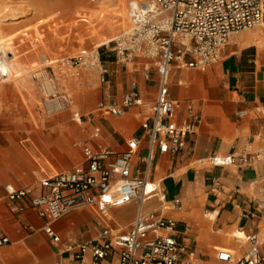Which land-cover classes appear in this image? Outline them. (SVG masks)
I'll use <instances>...</instances> for the list:
<instances>
[{
    "label": "built area",
    "instance_id": "2783aa9c",
    "mask_svg": "<svg viewBox=\"0 0 264 264\" xmlns=\"http://www.w3.org/2000/svg\"><path fill=\"white\" fill-rule=\"evenodd\" d=\"M129 19V29L110 42L112 63L124 66L142 54L146 59L143 81L151 80L150 64L157 75L154 99L146 104L147 114L139 123L140 134L129 138L119 152L83 146L82 161L42 177L36 193L34 188L16 189L11 184L3 187L4 192L8 200L18 202L20 211H37L38 216L48 217L43 231L54 243L59 242L52 226L55 221L76 209L95 212L101 221L98 233L68 247L73 264H197L181 240L185 227L178 231L177 220L170 216L179 210L180 199L166 200L160 181L152 179L154 156L181 152L199 121L189 101L186 117L179 119L181 102L170 96L172 69L205 72L219 61L232 36L253 28L264 30V0H147L130 8ZM64 64L97 69L100 83L107 82L111 72L97 51H83ZM144 105L138 84L132 80L118 104L100 102L96 112L120 117L128 109ZM99 133L94 128L92 135L96 138ZM208 161L214 166H254L264 163V147L252 149L245 144L236 153ZM132 201L137 203L134 220L123 227L112 218L111 210ZM153 201L157 206L147 208ZM255 210L264 220V176ZM261 231L264 235V221ZM9 243L0 227V247ZM242 245L240 251L215 249L213 264H264L259 235H245Z\"/></svg>",
    "mask_w": 264,
    "mask_h": 264
},
{
    "label": "crops",
    "instance_id": "0c3cea01",
    "mask_svg": "<svg viewBox=\"0 0 264 264\" xmlns=\"http://www.w3.org/2000/svg\"><path fill=\"white\" fill-rule=\"evenodd\" d=\"M236 41L234 38L232 43ZM232 43L223 48L219 61L209 66L207 73L172 69V81L176 71L182 74V77L171 83L170 89L171 98L181 102L179 119L186 117V102L189 101L197 110L199 121L195 124L193 134L187 137L181 152L175 155L157 154L152 163V179L160 181L165 199H180L179 210L170 213V216L177 220L178 231H184L185 227L181 240L188 247V253L198 260L197 264H213L217 248L242 250L244 245L237 249L227 247L228 233L236 229L244 235H259L264 221L255 210V199L264 176V163L236 167L214 166L208 161L211 157L236 153L243 144L253 146L264 142V59L257 66L256 53L251 51L255 47L238 49ZM152 71L148 82H144L139 73L134 79L144 106L130 108L120 117L103 116L94 110L97 119L93 125L100 130L96 138L105 141V145L99 143L98 139H91L86 147L119 152L126 148L129 138L140 134L138 125L147 114L146 104L154 99L157 88L156 79L155 87L149 85L153 81ZM192 76L197 79L190 83L188 80ZM102 100L109 101L108 96ZM133 110H137V113H133ZM241 111L246 114L239 116ZM134 124L136 128L129 134ZM232 138L233 142L229 143ZM73 146L76 147L75 144ZM83 146L80 147L77 164L82 161ZM62 171L39 172H46L44 177ZM18 172L11 174L18 175ZM27 172L33 175L38 173ZM5 175L0 184L10 179V173L6 172ZM31 188L35 189L34 193L38 191V185ZM2 198H6L3 203L6 213L0 211V227L10 243L0 247V264H73L68 247L94 238L101 226L100 219L92 209L73 210L53 223V229L59 236V242L54 243L45 233H41L44 232L48 217L38 216L37 211H20L18 202L8 200L6 195ZM156 204L157 201L148 203L147 208L155 207ZM136 208L137 203L132 201L112 209V218L119 225L128 227L134 220ZM123 209L125 213L116 217V212ZM17 228L31 230V234L23 239V250L18 243L12 242L19 237ZM44 245L49 247L45 249V255H41L38 246ZM11 252L20 253L25 258L10 260L6 256Z\"/></svg>",
    "mask_w": 264,
    "mask_h": 264
},
{
    "label": "rangeland",
    "instance_id": "374dc122",
    "mask_svg": "<svg viewBox=\"0 0 264 264\" xmlns=\"http://www.w3.org/2000/svg\"><path fill=\"white\" fill-rule=\"evenodd\" d=\"M102 1L104 0H0V42L2 43L0 57H10V54H3L1 48L8 47L6 44L11 42L13 47L17 48L16 57L22 61L19 73L16 74L13 71L8 76L0 77V166L5 172L10 173L8 175L10 179L0 184V211L3 213H6L3 204L6 198H2L5 195L3 187L6 184H12L15 188L35 187L49 169L46 161L30 156L27 157L29 166L26 168L11 164L12 146L23 151L24 146L28 145L24 142L27 137H50L55 149L52 155L48 156L47 161L55 170L71 169L80 160V147L89 146L87 139L70 138L64 134L67 124L73 121V114L77 112L74 105L65 104L64 108L59 111L64 115V119L54 123L46 122L55 117L53 116L55 113H46L51 104L49 102L67 94L89 95V98H92V104L83 109L80 117L84 129L92 134L96 128L93 125V121L97 119L96 113L93 112L96 105L103 101L104 96H108L109 101L103 102L118 104L121 94L126 91V87L136 78V75L139 73L142 77V70L146 64V59L142 54L136 55L131 63L121 66L112 63L114 53L111 51V43L108 47L105 45L96 47L94 40L85 39L79 42L78 38H73L72 31H70L71 26H76L74 28L76 33H84L85 27L89 24L81 21V15L89 17ZM9 5L12 7L8 8ZM112 17L111 13L106 16L108 20H112ZM127 18L128 28L130 26L129 15ZM121 33L123 30H118L116 37ZM38 41L45 43L48 51L35 49L40 44ZM234 44L236 42L232 43ZM83 51L98 52L104 65L111 70L107 82H99L97 69L84 66L70 67L64 64L65 61ZM251 51L256 53L255 48ZM49 61L55 62L50 64ZM149 66L150 70H153V81L149 85L155 87V67L152 64ZM208 70L202 73H207ZM180 77H182L181 72L176 71L172 84ZM46 82H51L52 86V91L48 94H45L46 87L43 85ZM77 105L80 106V101H77ZM132 112L137 113V110ZM135 128L134 124L129 134ZM233 140L232 138L229 143ZM74 144L76 147L73 146ZM251 147L252 149L264 147V142ZM70 149L75 150L73 155H70ZM42 168L47 171L39 172ZM14 171H19L18 175L11 174ZM27 171H38V173L33 175ZM81 230L85 231L84 228ZM17 231L19 237L12 242L18 243L23 250L25 249L23 239L31 234V230L17 228ZM259 237H262V231ZM228 239L227 247L237 249L242 245L241 241ZM43 247L48 250L49 246L44 245ZM261 251L264 253L263 245ZM202 259L205 260V258Z\"/></svg>",
    "mask_w": 264,
    "mask_h": 264
},
{
    "label": "bare ground",
    "instance_id": "6f19581e",
    "mask_svg": "<svg viewBox=\"0 0 264 264\" xmlns=\"http://www.w3.org/2000/svg\"><path fill=\"white\" fill-rule=\"evenodd\" d=\"M143 1L147 0H104L99 3L97 8H95L92 12V14L89 16L81 15V21H83L86 24H89V26L85 27L84 33H76L74 31V28L76 27L71 26L70 31H72L73 38H78L79 42H82L85 39H90L95 41V46H104L108 45L113 39L116 38V32L118 30H123L125 32L129 29L127 28L128 25V15L130 8L134 5H139ZM11 5V4H10ZM8 6L12 7V6ZM112 14V20H108L106 16L109 14ZM94 22H96L94 24ZM127 28V29H126ZM106 34V35H105ZM234 38H236V46L238 49H242L244 47L252 46L255 47L256 50V65L260 66L262 60L264 59V30L260 28H253L246 30L242 33H240L236 37H231L229 43H232L234 41ZM23 41V40H21ZM40 43L35 49H41L42 51H48L47 45L43 43L42 41H38ZM0 42V46H1ZM6 46L8 47H2V53L10 54L9 58H1L0 57V77L8 76L11 72L15 71V73H19L21 70V64L22 61L16 57V50L17 48L13 47L12 43H7ZM55 61H49L50 64H53ZM131 65V64H130ZM19 75V74H18ZM190 79L188 82L193 83L197 77L192 76L189 77ZM181 81H183L181 79ZM46 87L45 94H48L52 91L51 82H46L43 84ZM180 95L182 96L183 93L181 92ZM89 95L87 94H75V96L72 94H67L64 96H61L60 98H56L55 100H52L48 109L46 110L47 114H54L52 117L54 119H50L46 122H57V120L62 121L64 119V115L59 112L62 110L66 105H74V109H76L77 112L73 114V121L67 124V127L65 128L64 134H67L70 138L75 137L79 139H87V140H97L98 138H94V136L86 131L83 126V122L80 119V116L82 115L83 109L89 107L92 104V98H89ZM77 101H80V106L77 105ZM79 106V107H78ZM94 112V111H93ZM57 117V119H55ZM99 140V143H103L105 145V141ZM24 142H26L28 145L24 146L23 151L20 150L17 147L12 146V163L17 166H24L25 168L29 166L27 162V157H32L34 159H42L46 161L49 165L48 171L55 170L53 166L47 161L48 156L52 155L54 152L55 146H52L51 138L48 136H45L43 138L40 137H27ZM73 150L70 149V152ZM19 169V168H17ZM42 171H47L46 169H41ZM5 170L2 166H0V180L4 179L6 177ZM125 213V209L117 211L116 217H120ZM212 217V215L210 216ZM228 237L235 239L236 241H241L244 239L245 235L236 229L230 231L228 233ZM262 245L264 246V235L261 237ZM38 252L41 255H45V248L43 246H38ZM8 259H17L21 260L24 259L25 256L20 255V253L11 252L6 256Z\"/></svg>",
    "mask_w": 264,
    "mask_h": 264
}]
</instances>
